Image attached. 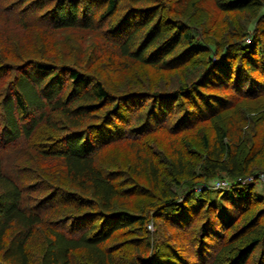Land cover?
<instances>
[{"label":"trees","instance_id":"16d2710c","mask_svg":"<svg viewBox=\"0 0 264 264\" xmlns=\"http://www.w3.org/2000/svg\"><path fill=\"white\" fill-rule=\"evenodd\" d=\"M181 1L0 0V264H264V0Z\"/></svg>","mask_w":264,"mask_h":264},{"label":"rangeland","instance_id":"374dc122","mask_svg":"<svg viewBox=\"0 0 264 264\" xmlns=\"http://www.w3.org/2000/svg\"><path fill=\"white\" fill-rule=\"evenodd\" d=\"M187 0H182L180 3L183 5L186 3ZM201 3V4H200ZM175 6V8H179L181 5L179 3H177L176 1L171 2V4H169V7L172 8V6ZM197 6L203 7L205 9L209 10V13L211 15V17H208L206 20V24L208 27V32L210 33H216V31L220 32V29H223L222 31L225 32V30L227 29V26L230 25H243V23L245 22L246 18L250 15L249 12L247 10L244 11H227V12H221L220 9L217 7V5H215L214 0H196V4ZM182 11V10H181ZM216 18L215 20L217 21H213V19ZM232 30H235L234 28H231ZM229 33H232V31H230ZM74 34V33H73ZM234 35V34H233ZM249 36H246L245 39L246 41L248 40ZM252 115V112H251ZM201 129H205V132L207 133V135L211 136L214 133L211 130V124L210 123H205L202 124ZM260 127V126H259ZM190 133V138L191 139H195V143L196 145L200 144V134L198 130L194 129L190 130L188 132V134ZM261 133H264V130L261 131ZM260 135H264V134H260ZM264 157V155H263ZM263 157H259L258 159H261ZM262 161V160H261ZM256 191H258L259 193H263L264 194V186L262 184H260L259 182L256 185ZM147 228H149L150 230L153 229L152 224L149 222L147 223Z\"/></svg>","mask_w":264,"mask_h":264},{"label":"built area","instance_id":"2783aa9c","mask_svg":"<svg viewBox=\"0 0 264 264\" xmlns=\"http://www.w3.org/2000/svg\"><path fill=\"white\" fill-rule=\"evenodd\" d=\"M257 179H258L259 183L264 186V174L263 173H259L258 176H257ZM226 183H227V181L224 178H222V179H214L212 181V184L214 186L225 185Z\"/></svg>","mask_w":264,"mask_h":264}]
</instances>
